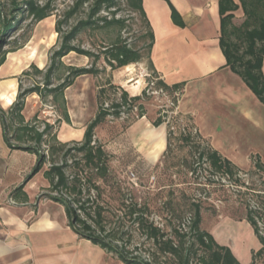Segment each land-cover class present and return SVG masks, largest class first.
I'll use <instances>...</instances> for the list:
<instances>
[{
  "label": "trees",
  "instance_id": "16d2710c",
  "mask_svg": "<svg viewBox=\"0 0 264 264\" xmlns=\"http://www.w3.org/2000/svg\"><path fill=\"white\" fill-rule=\"evenodd\" d=\"M164 1L169 5L173 23L183 27L179 12L169 0ZM10 4L13 13L7 18L0 3L1 36L15 27L20 18L30 17L36 23L51 15L53 10L48 3L39 5L36 0H10ZM122 5L142 19L141 45L129 43L122 36L127 26V19L117 16ZM238 9L243 19L235 24L234 12ZM218 13L219 47L225 65L264 104V0H218ZM54 30L57 43L46 67L39 68L31 63L24 69L17 77L14 101L7 109L0 107L5 143L12 149H22L36 156L26 180L42 170L48 183L42 196L64 207L70 229L124 264H241L228 246L218 243L211 232L202 228L200 198L173 183L161 188L143 185L142 190L135 191L128 177H120L111 168V155L94 138V130L108 117L120 118L134 111L137 117H142L145 110L140 95H129L126 89L108 78L98 87L97 109L86 123L81 140L61 141L53 132L55 122L70 123L64 91L77 77L96 76L106 67L114 70L144 59L152 73L158 75L150 57L154 35L142 0H72L57 15ZM87 31L94 36L101 35L100 49L76 44L78 36ZM6 53L0 51V65ZM70 53L86 56L89 62L68 64L64 58ZM32 75L39 80L33 79L28 87H23L21 78ZM184 84L181 81L169 85L161 78L156 81V87L170 92L182 90ZM30 94L38 95L42 101L50 98L58 113L54 123L40 121L37 113L25 120L23 110ZM179 116L191 119L190 115L178 114L167 123L163 153L167 159L172 153L173 140L179 142L178 148H187L186 154L172 163L179 166L174 174L179 175L183 168L190 173L193 183L205 186L216 182L221 188L233 187L238 192L241 188L250 189L242 179L245 172L211 145L202 143L197 133L199 140H195L187 124L180 126L176 122ZM163 122L159 115L152 124L159 126ZM250 160L261 179L264 163L257 154L250 155ZM137 180L142 187L141 179ZM23 186L24 183L12 191V198L21 202L28 200ZM253 202V207L246 203L244 219L250 224L260 247L252 251L249 264H254L256 256L264 252V196Z\"/></svg>",
  "mask_w": 264,
  "mask_h": 264
},
{
  "label": "crops",
  "instance_id": "0c3cea01",
  "mask_svg": "<svg viewBox=\"0 0 264 264\" xmlns=\"http://www.w3.org/2000/svg\"><path fill=\"white\" fill-rule=\"evenodd\" d=\"M169 1L183 27L173 23L166 1L142 0L154 35L150 57L158 76L169 85L185 83L178 109L193 116L213 148L242 167L250 165L252 154L264 163V104L225 65L218 0ZM5 78L18 85L16 73L2 64L0 82ZM16 91L10 93L13 101ZM4 94L0 90L3 101ZM35 162L33 153L8 147L0 124V264H124L73 232L62 205L40 197L48 186L42 170L26 180ZM23 183L26 202L12 198ZM259 247L258 242L255 250Z\"/></svg>",
  "mask_w": 264,
  "mask_h": 264
},
{
  "label": "rangeland",
  "instance_id": "374dc122",
  "mask_svg": "<svg viewBox=\"0 0 264 264\" xmlns=\"http://www.w3.org/2000/svg\"><path fill=\"white\" fill-rule=\"evenodd\" d=\"M36 2L39 5L48 3L53 9L52 14L36 23H33L30 17L20 18L15 27L3 36L0 35V51H7L2 64L16 73V78L31 63L39 68L46 67L50 52L57 43V33L54 30L55 19L71 4L72 0H36ZM0 3L4 14L9 18L13 13L10 0H0ZM117 16L127 19V26L122 32V36L129 43L141 45L142 41L139 39L140 31L143 30L141 17L137 13L128 11L123 5ZM242 19V11L236 10L233 22L240 24ZM76 44L83 48L98 50L102 45L101 35L94 36L88 31L83 32L78 36ZM15 47L19 48L12 50ZM64 61L68 64L86 65L89 59L83 55L70 53L65 56ZM1 74H4V70L1 71ZM108 78L115 85L126 89L129 95H140V101L145 110L142 117H137L135 111L124 114L120 118L108 117L95 128L94 138L111 155V168L120 177H128L130 183L134 185L135 191L142 190L143 185L161 188L168 187L173 183L177 188L183 189L193 197L200 198L202 200V228L211 232L218 243L228 246L242 264H247L251 252L258 247L259 241L250 224L244 219L245 206L246 203H249L253 207L255 205L253 201L264 196V175L261 179L258 177L259 173L255 171L250 158V165L247 167L236 164L245 172L242 179L250 187V189L241 188L240 192L233 187L224 186L221 188L216 182L205 186L202 183H193L190 173L183 168H180L179 175H175L174 172L179 166L172 165V163L178 162L179 158L186 154L187 148H178L179 142L173 140L172 153L167 159L164 158L167 123H171L172 118L178 114L184 116L190 114L180 112L178 109L183 89L170 92L156 87V81L160 77L152 73L145 59L114 70L106 67L104 72L96 76L77 77L73 84L64 91L69 124L64 121L56 123L58 113L52 106L50 98L47 97L45 101H42L36 94L26 97L23 110L25 120H30L37 113L40 121L55 122L53 132L56 133L57 139L61 141L81 140L86 123L94 116L97 109L98 87ZM33 79L39 80V77L34 75L22 77V86L28 87ZM16 88L17 84L14 78H5L0 82V90L5 93L4 96L7 98L5 101L0 99L1 108L7 109V104L12 103ZM12 91H14L13 97L10 96ZM108 95H110L109 98L113 96L111 91ZM159 115L162 116L164 122L159 126H154L152 122ZM190 116V120L179 116L176 122L180 126L187 124L195 140H199L196 137L197 133L204 141L202 143L212 146L211 140L201 134L193 116ZM138 177L142 181V187L136 183ZM213 179L216 180L217 177L214 176ZM184 180L185 182L181 183ZM43 193L45 190L40 195L42 198H44ZM254 264H264V252L256 256Z\"/></svg>",
  "mask_w": 264,
  "mask_h": 264
},
{
  "label": "bare ground",
  "instance_id": "6f19581e",
  "mask_svg": "<svg viewBox=\"0 0 264 264\" xmlns=\"http://www.w3.org/2000/svg\"><path fill=\"white\" fill-rule=\"evenodd\" d=\"M32 57H33V55H32ZM220 230V229H219ZM219 232V231H218Z\"/></svg>",
  "mask_w": 264,
  "mask_h": 264
}]
</instances>
